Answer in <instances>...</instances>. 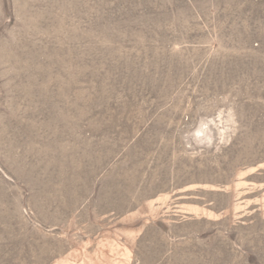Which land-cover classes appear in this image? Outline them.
<instances>
[{"label": "rangeland", "instance_id": "obj_1", "mask_svg": "<svg viewBox=\"0 0 264 264\" xmlns=\"http://www.w3.org/2000/svg\"><path fill=\"white\" fill-rule=\"evenodd\" d=\"M0 264H264V0H0Z\"/></svg>", "mask_w": 264, "mask_h": 264}]
</instances>
